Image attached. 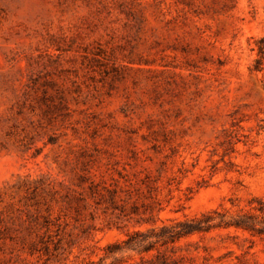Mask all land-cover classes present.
I'll return each instance as SVG.
<instances>
[{"label":"rangeland","instance_id":"rangeland-1","mask_svg":"<svg viewBox=\"0 0 264 264\" xmlns=\"http://www.w3.org/2000/svg\"><path fill=\"white\" fill-rule=\"evenodd\" d=\"M0 264H264V0H0Z\"/></svg>","mask_w":264,"mask_h":264},{"label":"trees","instance_id":"trees-1","mask_svg":"<svg viewBox=\"0 0 264 264\" xmlns=\"http://www.w3.org/2000/svg\"><path fill=\"white\" fill-rule=\"evenodd\" d=\"M203 219L202 218H192L189 220H186L184 222H179V225H182L183 228L179 231L176 232V234L178 236H182V235H186V234H190L196 231H202L205 228H203L202 225ZM133 239L132 237H130L129 239L125 240L124 242L126 243V245H130V243H132ZM119 245V244H117ZM129 246H123V248H128ZM123 248H118V249H123Z\"/></svg>","mask_w":264,"mask_h":264}]
</instances>
